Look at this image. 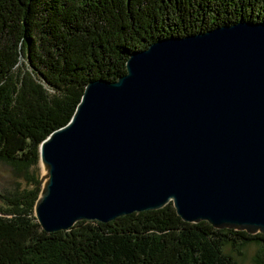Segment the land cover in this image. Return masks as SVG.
Listing matches in <instances>:
<instances>
[{
    "label": "water",
    "instance_id": "obj_1",
    "mask_svg": "<svg viewBox=\"0 0 264 264\" xmlns=\"http://www.w3.org/2000/svg\"><path fill=\"white\" fill-rule=\"evenodd\" d=\"M126 70L90 82L42 142V230L172 204L187 223L264 234V23L159 40Z\"/></svg>",
    "mask_w": 264,
    "mask_h": 264
},
{
    "label": "trees",
    "instance_id": "obj_2",
    "mask_svg": "<svg viewBox=\"0 0 264 264\" xmlns=\"http://www.w3.org/2000/svg\"><path fill=\"white\" fill-rule=\"evenodd\" d=\"M240 21L264 23V0H0V159L29 185L0 216V264H236L225 245L264 250V234L187 223L172 204L52 234L33 213L40 146L90 82L118 80L159 40Z\"/></svg>",
    "mask_w": 264,
    "mask_h": 264
},
{
    "label": "rangeland",
    "instance_id": "obj_3",
    "mask_svg": "<svg viewBox=\"0 0 264 264\" xmlns=\"http://www.w3.org/2000/svg\"><path fill=\"white\" fill-rule=\"evenodd\" d=\"M32 171V173L42 174L41 165L39 170L33 168ZM25 180V173L18 171L12 165L0 159V216L10 217V213L6 212L13 208L9 207L10 200L19 202L21 198L19 195L25 189L29 191V185L25 184ZM35 187L39 188L40 191L42 189L40 185ZM224 252L230 255L236 264H264V250L258 243H246L238 249L233 248L231 244H227L224 247Z\"/></svg>",
    "mask_w": 264,
    "mask_h": 264
}]
</instances>
